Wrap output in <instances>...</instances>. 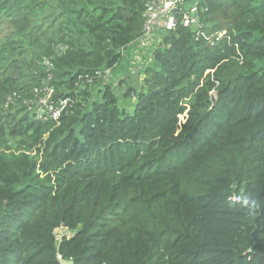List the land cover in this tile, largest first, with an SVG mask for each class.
<instances>
[{"label":"trees","instance_id":"16d2710c","mask_svg":"<svg viewBox=\"0 0 264 264\" xmlns=\"http://www.w3.org/2000/svg\"><path fill=\"white\" fill-rule=\"evenodd\" d=\"M148 1L0 0V264H264V0Z\"/></svg>","mask_w":264,"mask_h":264},{"label":"built area","instance_id":"2783aa9c","mask_svg":"<svg viewBox=\"0 0 264 264\" xmlns=\"http://www.w3.org/2000/svg\"><path fill=\"white\" fill-rule=\"evenodd\" d=\"M183 2L184 0H150L146 3L143 13L142 35L131 44V47H133L131 55L132 57L134 56L136 61L140 62L142 60L140 55L137 54V50H147L149 55L152 49L160 42V33L173 29L178 21V16L181 17L180 20L184 26H189L195 22L196 8L193 6L183 10ZM176 12L178 13L177 15ZM109 73L106 71L107 75ZM39 101L45 104L44 98H40ZM65 103V100L62 101L57 108L48 106L49 116L57 119ZM234 199V197H231V200Z\"/></svg>","mask_w":264,"mask_h":264},{"label":"rangeland","instance_id":"374dc122","mask_svg":"<svg viewBox=\"0 0 264 264\" xmlns=\"http://www.w3.org/2000/svg\"><path fill=\"white\" fill-rule=\"evenodd\" d=\"M4 32V29L0 28V38L2 37V34ZM133 51V47L130 48V52ZM137 54L140 55L141 57V61L138 62L135 60L134 56L130 58V62H129V65H128V69L133 71V70H136L140 67V65L142 64V62L148 57V52L147 50H144V49H138L137 50ZM124 70V69H120V76L122 75L121 74V71ZM119 71V70H118ZM117 70L114 71V74L111 76V73H109L107 75V77L110 78L111 76V79L114 80L117 76H119V72ZM127 102V100H126ZM55 234H56V237L57 239H59L62 235H69V231H67L66 229L64 228H57L56 231H55ZM60 260V264H72L71 262H69L68 260H63L61 258H59Z\"/></svg>","mask_w":264,"mask_h":264},{"label":"crops","instance_id":"0c3cea01","mask_svg":"<svg viewBox=\"0 0 264 264\" xmlns=\"http://www.w3.org/2000/svg\"><path fill=\"white\" fill-rule=\"evenodd\" d=\"M158 45V44H157ZM128 65H129V63L128 62H126V64H124V66L123 67H121V69H124V70H122L121 71V74L122 73H126V72H129V69H128ZM139 70V69H138ZM119 76H120V69H119ZM115 75V74H114ZM111 76H112V74H111ZM111 76H110V78H111Z\"/></svg>","mask_w":264,"mask_h":264},{"label":"water","instance_id":"95a60500","mask_svg":"<svg viewBox=\"0 0 264 264\" xmlns=\"http://www.w3.org/2000/svg\"><path fill=\"white\" fill-rule=\"evenodd\" d=\"M178 13L176 12V15H177ZM197 19V17H195V20ZM210 99H211V102L212 103H214L215 102V97H214V95H211V97H210Z\"/></svg>","mask_w":264,"mask_h":264},{"label":"clouds","instance_id":"9594fccd","mask_svg":"<svg viewBox=\"0 0 264 264\" xmlns=\"http://www.w3.org/2000/svg\"><path fill=\"white\" fill-rule=\"evenodd\" d=\"M243 202H244L245 204H247V203H248V199H247L246 197H244V198H243Z\"/></svg>","mask_w":264,"mask_h":264}]
</instances>
